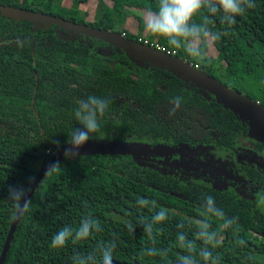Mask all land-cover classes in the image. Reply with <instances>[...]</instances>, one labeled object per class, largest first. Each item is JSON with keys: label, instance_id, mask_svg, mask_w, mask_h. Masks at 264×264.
Here are the masks:
<instances>
[{"label": "trees", "instance_id": "obj_1", "mask_svg": "<svg viewBox=\"0 0 264 264\" xmlns=\"http://www.w3.org/2000/svg\"><path fill=\"white\" fill-rule=\"evenodd\" d=\"M65 1L0 0V264H100L101 247L113 245L117 263L264 264L257 259L264 256V176L254 156L264 159V141L250 137L262 122L163 65L144 60L154 66L133 68L128 57L141 58L60 23L156 42L264 109V0H252L233 25L222 12L194 14L191 22L206 23L209 33L198 43L203 59L187 53L191 41L177 48L163 37L122 32L129 17L145 32L137 13L156 11L158 0H95L94 22L75 17L88 0H68L69 8ZM208 37L216 56L208 54ZM89 95L110 103L86 143L143 144L158 149L145 155L191 157L205 173L140 167L132 149L56 158L71 147L73 128L82 127L74 112ZM177 96L180 106L170 115ZM247 157L251 163L240 162ZM55 162L60 170L46 176ZM10 187L27 189L26 211L8 199ZM87 217L98 230L50 247L60 229Z\"/></svg>", "mask_w": 264, "mask_h": 264}, {"label": "clouds", "instance_id": "obj_2", "mask_svg": "<svg viewBox=\"0 0 264 264\" xmlns=\"http://www.w3.org/2000/svg\"><path fill=\"white\" fill-rule=\"evenodd\" d=\"M255 5L252 0H158L157 9L149 12L144 19L145 31L153 36L163 37L172 47H182L185 42L192 43L186 49L187 53L197 59H203L206 53L198 46L197 41L208 36V30L205 24L192 23V17L202 8H207L210 13L222 12V21L228 25L235 24V17L243 15L246 9L253 8ZM207 18H205L206 20ZM181 97L173 98V109L170 115L174 114L179 108ZM110 101L89 95L86 99L78 101V107L74 112L75 119L82 126L73 128L68 144L71 146L65 149V158H71L78 154L86 142L93 138V134L98 131V117L102 116L108 108ZM59 162L49 166L45 175L48 176L53 172L60 170ZM27 189L23 187L12 188L8 190V199L13 201L16 207L21 211H26L31 205V199L26 198ZM141 205L148 203L141 199ZM23 207L21 208V205ZM93 230H98L97 222L90 218L82 219L79 227L72 228L65 226L60 229L51 240L50 247L61 248L69 238L73 243L78 240L86 239ZM113 246H102L103 264H111V252ZM87 260L94 262V256L87 257ZM79 264H86V260L80 259Z\"/></svg>", "mask_w": 264, "mask_h": 264}, {"label": "water", "instance_id": "obj_3", "mask_svg": "<svg viewBox=\"0 0 264 264\" xmlns=\"http://www.w3.org/2000/svg\"><path fill=\"white\" fill-rule=\"evenodd\" d=\"M60 23L65 26L66 28L85 34L89 37H93L96 39L103 40L112 44L113 46L125 50L128 53L141 58L143 60H147L156 64L163 65L169 68L171 71L179 74L186 80L193 81L200 86L204 87L212 94L217 96L223 102L227 103L228 105L232 106L236 110L246 114L247 116L259 120L264 124V109L259 106L258 104H251L250 102H244L241 98L236 95L235 93L227 90L221 84L215 82L208 76H205L195 69H193L189 64H186L179 58L177 60L172 56L163 54L157 51L154 48H150L138 42H134L123 37H117L111 35L107 32H103L101 30L88 27L86 25L77 24L75 22H70L66 20H60ZM261 124V125H262ZM259 125V127L261 126ZM70 148V147H68ZM135 150V147L122 145V144H107V143H85L81 148H79L78 153L80 154H87V153H94L99 151H113V150ZM147 152L155 151L153 149H147ZM65 153V149H62L59 154L56 156L58 158L60 155ZM55 158V159H56ZM100 264H103L101 262ZM111 264H125V263H117L111 261Z\"/></svg>", "mask_w": 264, "mask_h": 264}, {"label": "rangeland", "instance_id": "obj_4", "mask_svg": "<svg viewBox=\"0 0 264 264\" xmlns=\"http://www.w3.org/2000/svg\"><path fill=\"white\" fill-rule=\"evenodd\" d=\"M65 5V7L69 8L71 7V2L66 0L63 3V6ZM96 1L95 0H88L86 3H81L77 5V13H76V18L77 19H83L87 22H94L95 20V14H96ZM142 12L137 13L138 16L143 17L145 19V17L147 16V14L142 15ZM125 25L124 27H122V32H131L134 34H137L139 36L142 37H146L148 35V32H142L139 33L137 31V20H135L133 17H129L128 20L125 21ZM192 42H190L191 44ZM197 44L199 43V41L196 42ZM206 43L208 45L209 48V52L208 54L211 56H216V52L212 46V40L208 37L206 39ZM189 44V45H190ZM188 47V45H187ZM129 65L132 66L133 68L136 67H142V68H146L149 69L151 67L154 66L153 63L141 60V59H137L135 57L129 56ZM119 137L117 134H106L103 136V138H110V137H114V136ZM251 139L256 140V142H260V141H264V124H262L260 127L259 126H254L252 129V132L250 134ZM132 147H135V151L133 153H131V158L133 159L135 165L140 166V167H145V168H149V169H154L157 171H162L163 173L166 174H170L172 176L174 175H180L188 170H192L194 171L196 174L198 175H203L205 172L204 170L201 169V167H199V165L194 164V162H197V160L191 158V157H187L186 156H181L178 157L176 159H170L169 155H164L165 158H163V160L160 158L161 153L156 155H152V156H148L145 155L142 152L145 153H155L156 151H158V149L153 148V150L155 151H151V152H147V149H152V148H147L145 147L143 144H134ZM250 148L247 146V149ZM255 158H259L260 159V163H261V167L263 169V176H264V159L257 155L254 154ZM233 161H235L236 159H232ZM251 159L249 157L247 158H243L240 160V162H244V163H251L250 162ZM201 166H209L210 163L209 162H202L200 161ZM261 169V170H262ZM216 177H218L217 173L212 174V176H210L211 179H215ZM262 209L264 210V205L262 206ZM257 259L261 262L264 263V256L263 255H257Z\"/></svg>", "mask_w": 264, "mask_h": 264}, {"label": "built area", "instance_id": "obj_5", "mask_svg": "<svg viewBox=\"0 0 264 264\" xmlns=\"http://www.w3.org/2000/svg\"><path fill=\"white\" fill-rule=\"evenodd\" d=\"M138 42H141L143 45L148 46L150 48H154L159 52H162V53L165 52L167 55L176 56L180 60H182L183 62L187 63L186 60H184L181 56H179L175 51H170V50L166 49L165 47L157 44L156 42H152V41H149L148 39H144V38H138ZM188 64L192 67L191 63H188ZM194 67H197V66L194 65Z\"/></svg>", "mask_w": 264, "mask_h": 264}]
</instances>
